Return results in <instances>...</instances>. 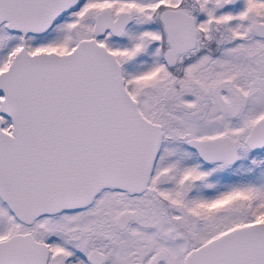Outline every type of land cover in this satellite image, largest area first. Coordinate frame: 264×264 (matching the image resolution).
Returning a JSON list of instances; mask_svg holds the SVG:
<instances>
[{"label":"snow or ice","instance_id":"snow-or-ice-1","mask_svg":"<svg viewBox=\"0 0 264 264\" xmlns=\"http://www.w3.org/2000/svg\"><path fill=\"white\" fill-rule=\"evenodd\" d=\"M0 264H264V0H0Z\"/></svg>","mask_w":264,"mask_h":264}]
</instances>
